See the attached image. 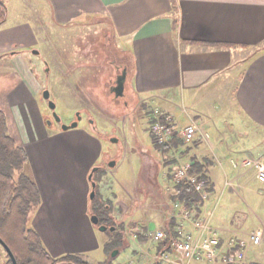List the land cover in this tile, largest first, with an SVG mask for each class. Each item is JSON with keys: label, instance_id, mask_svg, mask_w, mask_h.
Instances as JSON below:
<instances>
[{"label": "rangeland", "instance_id": "rangeland-1", "mask_svg": "<svg viewBox=\"0 0 264 264\" xmlns=\"http://www.w3.org/2000/svg\"><path fill=\"white\" fill-rule=\"evenodd\" d=\"M4 2L8 8V16L0 27V50L4 51L0 57V110L6 115L8 134L23 146L21 134L27 133L29 124L35 122L37 110L41 120L51 114L48 102L42 97L45 89H49L51 99L57 105L56 112L61 118V125L71 124L76 120L77 113L81 114L78 128L67 131H59L58 126L47 128L49 135L43 138L46 143L42 142L45 145L43 156L49 165L44 170L67 178L70 182L67 192L75 196V203L68 210L70 214L67 215L65 224L59 226L66 245L76 246L78 249L85 245L77 239L87 230V221L91 222L92 186L89 175L93 168L106 166L103 163L105 158L112 161L117 156L118 165L106 168L99 191L112 203L110 216L115 224L122 229L125 227L128 246L119 250L113 258V252L107 254L105 251L109 234L94 228L99 248L80 258L90 264H100L107 260H112L111 264H166L158 254V243L150 235L157 230H167L166 225L176 217L170 194L175 185L171 174L180 165L192 164L195 158L204 163L209 160L207 175L212 191L213 152L227 163L231 156L239 158L240 165L244 158L252 156L243 153H240L241 157H237L235 153L229 155L228 146L236 150L234 142L239 141L242 143L241 146L238 145V151H244L243 145L246 142V150L256 157L261 153L262 146H253L250 140L241 141L243 136L232 137L228 125L220 119L227 115L226 109L219 106L215 111L211 109L209 115L216 116L215 121L208 122L211 126L209 129L205 127L210 144L203 138L189 144L175 138L180 144L166 155L162 154L154 145V110L169 113L140 101L131 92V99L125 105L108 88L111 77L117 74L114 65L122 61V58L107 22L95 20L89 25L60 26L46 0ZM31 37H34L32 40L35 42L29 41ZM250 54L248 51L244 57ZM67 63L73 65V68H69L72 83L67 81L70 78L69 66H64ZM43 125L42 127L45 126ZM220 132L225 135V139L219 135ZM86 133H94L101 143L100 155L94 164L88 160L92 154L88 153L84 145L82 148L74 147L75 141L88 138ZM70 137L74 138V144ZM112 137H117L119 142L114 143ZM30 161L29 159L24 170L35 180V171ZM252 162L245 169L233 170L253 173L255 170L252 169ZM258 163L264 165L262 161L254 165ZM218 169L223 173L220 166ZM40 208L41 206L31 213L28 226L39 234L43 247L53 258H63V243ZM84 211L89 212V220L83 219ZM138 232L139 235L135 238L134 235ZM247 257L252 264H256L248 255ZM5 262L6 254L0 245V264ZM198 262L196 263L222 264L220 261Z\"/></svg>", "mask_w": 264, "mask_h": 264}, {"label": "crops", "instance_id": "crops-1", "mask_svg": "<svg viewBox=\"0 0 264 264\" xmlns=\"http://www.w3.org/2000/svg\"><path fill=\"white\" fill-rule=\"evenodd\" d=\"M46 1L60 26L89 25L95 20L107 22L121 53L122 61L118 65L127 68L129 91L140 101L171 114L177 130L195 123L203 132L196 141L203 138L210 144L206 128L211 127L208 122L215 121L216 116L209 114L211 109L221 106L227 115L220 119L228 125L232 137L243 136L241 141L250 140L251 145L262 146L258 157L246 150V142L243 146L248 152L238 151L242 143L239 141L234 142L236 150L228 146L229 155L252 156L244 158L240 165L239 158L231 156L227 163L213 152L212 196L199 212L214 209L212 227L223 242L234 236L260 234L261 245L251 244L247 255L264 264V182L257 179L254 169V163H264V0ZM32 38H29L31 43L35 42ZM248 51L251 54L244 57ZM3 53L0 50V57ZM64 66H69L68 71L73 68L69 63ZM68 77L67 81L72 83L71 71ZM42 124L37 110L35 122L29 124L27 133L21 134L41 192L40 211L60 237L63 255L81 257L99 248L96 227L90 221L85 224L87 230L77 239L85 244L82 249L66 245L59 226L65 224L75 196L67 192L70 188L67 178L44 170L49 165L43 156L42 142L49 134ZM219 135L226 138L221 132ZM87 136L78 141L69 139L76 142L74 147L84 145L92 154L88 160L94 164L101 143L94 133ZM243 161L252 162L255 172L233 170L245 169ZM234 163L238 166L234 167ZM87 216L89 212L84 211L83 219L89 220ZM174 220L176 231L177 217ZM170 224L171 221L166 225L167 231ZM185 232L195 234V229L188 224Z\"/></svg>", "mask_w": 264, "mask_h": 264}, {"label": "trees", "instance_id": "trees-1", "mask_svg": "<svg viewBox=\"0 0 264 264\" xmlns=\"http://www.w3.org/2000/svg\"><path fill=\"white\" fill-rule=\"evenodd\" d=\"M7 16L8 8L4 0H0V27L7 21ZM179 144L178 141L173 140L166 145H155V148L166 155ZM28 162L29 156L26 149L8 134L7 118L5 113L0 110V238L10 248L18 264H88L75 255H68L60 259L53 258L43 247L39 234L29 228L30 215L41 206L42 197L36 181L25 173L24 169ZM209 163V160L204 163L195 158L190 172L200 175L202 179L209 182L207 175ZM105 175L106 173H96L94 176L97 188L96 197L91 201V211L100 218V225L116 227L115 231H106L109 234V239L105 244V251L107 254H111L114 250L125 249L128 244H126L124 225H121L123 229L118 227L110 216L112 203L106 200L99 191V184ZM170 194L173 203L176 200L185 201L197 211H200L204 204L194 188L187 183H176ZM171 223V229L167 231V239L158 243L159 256L170 250L171 240L177 236L174 231L175 220L172 219ZM2 248L6 254L4 264H13L3 246ZM111 262L112 260H107L103 264H111Z\"/></svg>", "mask_w": 264, "mask_h": 264}, {"label": "built area", "instance_id": "built-area-1", "mask_svg": "<svg viewBox=\"0 0 264 264\" xmlns=\"http://www.w3.org/2000/svg\"><path fill=\"white\" fill-rule=\"evenodd\" d=\"M154 117L156 119L152 126L154 145H166L175 138L189 144L196 140L199 133L203 135V132L195 123L177 130L172 116L163 114L160 109L154 110ZM250 163L249 161H243L242 164L247 167ZM191 165L185 164L177 167L175 173H172V180L175 184L187 183L191 185L202 199L205 207L212 196V191L206 180L202 179L200 175L190 172ZM233 166L237 167L238 165L234 163ZM254 168L256 169L257 179L264 182V165L258 163ZM173 209L178 219L177 236L171 240L170 250L164 252L161 256L164 263L195 264L198 261L205 260L210 263L220 261L222 264H252L247 257V250L251 244L261 245V235L254 233L248 238L234 236L223 242L212 227L211 221L214 216V209L199 212L187 202L181 200H176L173 203ZM188 224L194 227L195 234L185 232ZM137 234L139 235V232L134 235L135 238ZM150 236L154 242L160 243L167 239L168 233L167 230H157Z\"/></svg>", "mask_w": 264, "mask_h": 264}, {"label": "water", "instance_id": "water-1", "mask_svg": "<svg viewBox=\"0 0 264 264\" xmlns=\"http://www.w3.org/2000/svg\"><path fill=\"white\" fill-rule=\"evenodd\" d=\"M36 53L38 54V52H36ZM43 98L48 102V106H49L50 110L53 111V117L55 118V121L58 123H61V118L58 116V114L56 112L57 105L51 99V92L49 91V89H45L43 91ZM80 120H81V114L77 113L76 120H74L71 124H67V125L63 124L61 126V128L63 131L78 128ZM112 141L114 143L118 142L117 140H112ZM116 165H117V161L114 160V161H111V163L109 164V167L114 168ZM98 170H99V167L93 168L90 175H89V180H90L91 186H92L91 195H90L91 201H93L96 197L97 182L94 180V176H95V172H97ZM91 222L101 232H106L107 230L115 231V229H116L115 226L108 227L106 225H100V218L96 214L91 215ZM0 244L4 247V249L8 253L10 259L12 260V263L18 264L15 256L12 253V251L10 250V248L5 244V242L1 238H0ZM118 252H119V250H114L112 253V257L114 258L118 254ZM62 264H73V263H62Z\"/></svg>", "mask_w": 264, "mask_h": 264}, {"label": "flooded vegetation", "instance_id": "flooded-vegetation-1", "mask_svg": "<svg viewBox=\"0 0 264 264\" xmlns=\"http://www.w3.org/2000/svg\"><path fill=\"white\" fill-rule=\"evenodd\" d=\"M114 64H115V62H114ZM114 66L116 67L117 74H115L113 77H111V80L108 82V88H109L110 92L115 95V98L117 100H123L124 104L126 105L129 103V100L131 99V93H130L129 88L127 87V83H126L127 77H128L127 68H125V66L123 67L120 64L119 65L115 64ZM42 97H43V93H42ZM43 122L45 124V127L48 129L52 128V127L56 128L55 126H58L59 131L62 130L61 123L56 122L55 118L53 117V111H51V114L49 116L43 118ZM54 123H56L57 125H55ZM94 124L95 123L93 122L92 125L94 126ZM111 140H117L119 142L117 137H112ZM113 159L117 161V160H119V157L116 156ZM114 160H112V161H114ZM109 161L110 160H107L105 158L103 163L105 162L106 166H100L99 170L97 172H95V174L106 172V168H110L109 164L111 163V161L110 162ZM118 163H119V161H118Z\"/></svg>", "mask_w": 264, "mask_h": 264}]
</instances>
